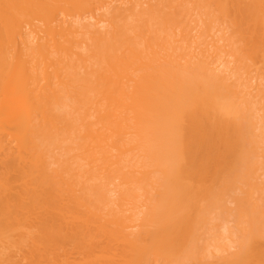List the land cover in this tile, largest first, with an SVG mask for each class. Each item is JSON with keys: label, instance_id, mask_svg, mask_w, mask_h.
<instances>
[{"label": "bare ground", "instance_id": "6f19581e", "mask_svg": "<svg viewBox=\"0 0 264 264\" xmlns=\"http://www.w3.org/2000/svg\"><path fill=\"white\" fill-rule=\"evenodd\" d=\"M260 155L264 0H0V264H264Z\"/></svg>", "mask_w": 264, "mask_h": 264}, {"label": "rangeland", "instance_id": "374dc122", "mask_svg": "<svg viewBox=\"0 0 264 264\" xmlns=\"http://www.w3.org/2000/svg\"><path fill=\"white\" fill-rule=\"evenodd\" d=\"M260 154H261V152H260ZM254 155L257 156V155H259V154L256 155V154L254 153L252 156H254ZM261 155H263V154H261ZM261 155L258 156V158L261 157ZM252 156H251V157H252ZM252 158H253V157H252ZM255 159H257V158L255 157ZM259 159H260V158H259ZM252 160H254V159H252ZM261 160L263 161L264 159L262 158V159H260V161H261ZM257 161L259 162V160H257ZM262 161H261V162H262ZM263 162H264V161H263ZM263 162H262V163H263ZM256 165H258V164H256ZM262 165H264V163H263ZM258 166H259V165H258ZM263 168H264V166H263ZM257 169H258V168H257ZM262 170H263V169H262ZM257 171H260V170H257ZM261 172H262V171H261ZM261 172H260V173L257 172V174H258V175H261ZM254 173H255V172H254ZM263 173H264V172H263ZM263 173H262V175H264ZM257 174H256V175H257ZM254 175H255V174H254ZM254 175H252V176H253V177H256V175H255V176H254ZM262 175H261V178L263 177V179H264V176H262ZM250 176H251V175H250ZM250 178H252V177H249V182H250ZM257 178H258V176H257ZM259 178H260V176H259ZM259 178H258V180H259ZM261 178H260L259 182L261 181ZM252 179H253V178H252ZM254 181L257 182V180H255V179H254ZM259 182H258V183H259ZM262 182L264 183V181H262ZM250 183H251L250 185H253L255 182H254V183H253V182H250ZM263 183H262V184H263ZM260 184H261V183H260ZM262 184H261V185H262ZM246 185H247V184H246ZM248 185H249V184H248ZM250 185H249V186H250ZM244 186H245V185H244ZM249 186H247V187H249ZM253 186H254V188L256 189L255 185H253ZM257 186L260 187V189H259V187H257V190H258V193H257V194H260L259 192H262V191L264 190V188L261 187L260 185H257ZM243 188H245V187H243ZM250 188H251V187H250ZM252 188H253V187H252ZM261 188H263V189H261ZM240 189H241V188H240ZM240 189H239V190H240ZM239 190H238V192H239ZM246 190H247V188H246ZM253 190H254V189H253ZM235 191H236V190H235ZM233 192H234V191H232V193H233ZM238 192H237V193H238ZM242 192L244 193L245 191L242 190ZM263 192H264V191H263ZM223 193H224V192H223ZM229 193H230V192H229ZM229 193H227V194L225 193V195H229ZM232 193H230V194L232 195ZM252 193H253V192H252ZM254 193H255V192H254ZM239 194H241V193H238V195H236V193H235L236 197H238ZM261 194H262V193H261ZM261 194H260V196H261ZM223 195H224V194L221 195L222 198L225 197V196H223ZM231 195H230V197L232 198V196L234 195V193H233L232 196H231ZM235 195H234V196H235ZM255 195H256V193H255ZM255 195L252 194V196H254V197H255ZM234 196H233V197H234ZM256 196H258V195H256ZM260 196H259V197H260ZM263 196H264V194H263ZM226 197L228 198L229 196H226ZM226 197H225V198H226ZM230 197H229V198H230ZM242 197H243V196H242ZM222 198H221V199H222ZM227 198H226V199H227ZM261 198H262V197H261ZM261 198H259V199H261ZM263 198H264V197H263ZM226 199H223V200H226ZM239 199L241 200L242 198L240 197ZM253 199H254V198H253ZM259 199H258V201H259ZM223 200H221L220 202L222 203ZM228 200H229V199H228ZM256 200H257V199H256ZM258 201H257V202H258ZM263 201H264V199H263ZM263 201H259L260 205H261V203H264ZM220 202H219V205L217 204L219 207H217V205H216V208H220V207H221V209L215 210V211L212 212V213H213L214 216H215V212H219V213L222 212L223 214H227V215H225V216L223 215L224 218H225V217H228V218H229L228 213H230V212L227 213V210H226L227 208H226V209H224V208L222 209L223 206L220 205ZM224 202H225V201H224ZM229 202H232V201H229ZM225 203H227V202H225ZM225 203H223V205H226ZM233 203H235V202L233 201ZM233 203H231V204H233ZM229 205H230V204H229ZM229 205L227 204L226 207H229L228 209H231L230 206H232V205H230V206H229ZM260 205H259V206H260ZM262 207H263V204H262ZM216 208H215V209H216ZM233 208H234V206H233ZM223 210H225L226 212L223 211ZM234 210H235V208H234ZM234 210L232 209L231 211H234ZM212 211H213V210H212ZM219 213H216V214L218 215ZM231 214L233 215V216L231 217V219H232V218L234 217V214L231 212L229 215L231 216ZM219 215H220V214H219ZM219 215H218V218H216V220L219 219ZM210 216L213 217L212 214H210ZM220 218H223V217H220ZM228 218H226V219H228ZM234 218H235V217H234ZM229 219H230V218H229ZM222 220H223V219H222ZM232 220H233V219H232ZM232 220H229V221H228V222H231V223L229 224L230 226H231V224L233 225V223L235 222V221L232 222ZM223 221H224V220H223ZM223 221H222V223H223ZM219 222H220V219H219ZM228 222H226V220H225L224 223L227 224ZM217 223H218V222H217ZM222 223H220V224H222ZM220 224H218V225L220 226ZM234 224H235V223H234ZM223 225H224V224H223ZM225 226H226V225H224V227H225ZM234 226H235V225H233V227H234ZM227 227H228V225H227ZM233 227H232V228H233ZM220 228H221V226H220ZM232 228H231V227H230V228L228 227V229H232ZM234 228H235V227H234ZM210 229H211V228H210ZM210 229H209V230H210ZM221 229L225 231V229H223V228H221ZM228 229H227V230H228ZM206 230H207V229H206ZM206 230H204L203 233H205ZM206 232H207V231H206ZM211 232L213 233V230H212V229H211V231H210V234H211ZM222 232H223V231H222ZM203 233H202V234H203ZM203 235H204V234H203ZM206 235H207V233H206ZM208 235H209V234H208ZM200 237H202V236H200ZM201 239L204 240L205 237L203 236V238H201ZM208 239H209V238H208V236H207L206 241H204V242H207ZM204 242L202 241V244H203ZM230 243H231V242H230ZM230 246H231V244H230ZM230 246L228 245V247H230ZM233 247H234V245H233ZM233 247H231V249H229L230 252H231L233 249L235 250V248H233Z\"/></svg>", "mask_w": 264, "mask_h": 264}]
</instances>
